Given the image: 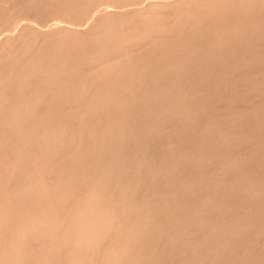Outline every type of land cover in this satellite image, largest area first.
I'll return each instance as SVG.
<instances>
[{
    "label": "rangeland",
    "instance_id": "374dc122",
    "mask_svg": "<svg viewBox=\"0 0 264 264\" xmlns=\"http://www.w3.org/2000/svg\"><path fill=\"white\" fill-rule=\"evenodd\" d=\"M159 1L0 0V35L3 36H0V121H4V116H6L5 121L6 119L11 120L8 114L12 115V119H15L14 114L23 115L20 123V120H14V124L17 121L20 125L13 124L16 126L15 129L18 128L19 130L14 129L13 120L8 124L5 121V123L2 122L4 124H0V151L3 149L1 151L3 156L0 152V179H4H1V181L4 182H2L3 185L6 184L4 186L9 188V190L17 189L18 187L16 186L18 185L11 183L17 177H15V174L10 173L7 174L6 178V166L11 167L13 165V167L21 169V180L19 179V182L17 178L16 181L19 183L22 181L23 183L27 179V174L35 173L32 170L35 166V160L38 158L40 160L45 159V162L47 158L49 159L53 154L58 153L57 156L53 155L54 157H51L52 160L54 158L52 170L48 174L43 172L46 177L40 172L42 175L41 184L48 185V182H50L51 184L49 185L53 187L60 183L62 191L67 189L74 193L71 192L73 194V196L71 195L72 197H67V195L63 196L66 193L62 192L59 195L54 190L56 196H62L60 198L52 197V199H61L59 203L62 206H59L58 210L63 209V211H58V214H61L63 223L59 222L65 224L63 227L58 226L57 228L59 229L56 228L55 230L57 231H54V234L62 235L61 238L58 235V241L60 240L59 242L61 246L63 243V246L61 247L57 241L62 248L60 249L59 247L60 250L58 249L61 252L57 250V253H60L57 255L58 258L53 259L54 261L50 259V262L47 261L48 264H55L56 260L59 264H70L71 259L69 258L75 252L77 254L78 249L82 251L81 247L67 246L64 238H68L67 235H69L68 239L65 238V240H69L70 236L76 231L75 227L78 222L81 221V218L76 215V211H80L78 207L80 204L77 205V201L79 200V203H81V200L88 196L86 194H89L93 187H97L96 189L100 190L99 200L105 198V200L102 199V203L96 200L95 203L93 202L94 205L96 203L97 205L104 204V206L108 204L106 207L100 205H98L99 208L97 205L94 207H97V210L101 208L102 211L110 206L111 210L109 208L108 210L110 213L112 212L111 215L113 217L110 215V218L114 222L110 221L112 223L109 222V224H112L115 228L107 229V231L104 229L105 233L102 230L103 232H101L105 236L101 233L103 236L101 237L99 231L102 228L97 226L100 222L96 221L93 224V226L95 225L94 227L90 226L96 231L94 233L95 239L98 238L99 240H94L96 242L93 243L92 250H85L88 252H85V255L89 254L87 258L91 259L92 257L89 262L86 261L88 262L87 264H106L110 261L109 258H106L108 256L105 257L112 250L110 247L114 248L118 245L119 248H117L123 254L121 255L119 250L114 249L118 251L120 256H118V259L120 260L116 259L115 261V258H111V261L113 262L114 260L115 262L108 264H140V262L141 264H264V0ZM112 5L116 6L112 7ZM128 5L132 7L129 8ZM102 7H105L104 10L108 8L110 13L108 10L104 11ZM121 7L125 9L123 10ZM114 8H116V11ZM52 19H60V21ZM27 20L33 21L30 22L32 26H28ZM65 20H69V23ZM50 21L52 26L49 24ZM54 21L58 22L59 25L57 24L58 26H56ZM53 22L55 23L54 25ZM50 26H54V30ZM126 27L127 29H125ZM118 30L121 31L119 32ZM122 34L123 36H120ZM130 36L131 38L134 37V39H131ZM119 42L123 43L120 45ZM29 59H32V61ZM98 59L103 60L100 62ZM33 66H38L35 71L39 72H33ZM161 68L164 69V72ZM29 69L30 72L28 73ZM46 72H48L47 75ZM35 73L39 75L37 76ZM157 73L158 76L155 75ZM24 74H27V76ZM176 74H178V77ZM36 76H41L40 80ZM28 77L38 80L36 82V80H30ZM152 79L158 81L155 82ZM16 80L18 83L23 80V83L20 81L21 86L24 84L20 91L25 94H21L25 102L21 97V104L25 105L26 108L22 105L19 106L21 109L14 107L16 102H18L15 100L18 99L15 97L16 94L13 95V92H18L17 87L15 88V85L18 84ZM64 80L65 82H63ZM35 82L38 85L40 84L39 87L43 86L40 87L41 90L35 89L37 93L34 90V88L38 87ZM56 85L60 88L56 87ZM151 85L153 86L151 87ZM159 89L160 91H158ZM51 90L54 91L52 92ZM34 92L36 96L33 95ZM41 93L44 94L42 95ZM51 93H54L53 97ZM69 94L72 95L69 96ZM33 97L40 100L38 101ZM29 98L32 101L34 99V103ZM131 98L133 100H130ZM27 102L29 103L27 104ZM132 102L134 105H132ZM32 103L35 107L31 106ZM88 104L90 107H88ZM133 107L138 109L136 110ZM27 108L28 110H23ZM12 109L15 110L13 111ZM81 109H83V112ZM157 109L158 111H156ZM166 109L169 110L167 111ZM5 110H7L6 113L4 112ZM31 112L34 113L32 114ZM87 113L90 114L87 115ZM42 114L44 116H41ZM20 116L18 115L17 119ZM159 116L161 119H159ZM36 117L40 118L37 119ZM48 119L50 120L49 122L47 121ZM22 121L25 123L22 124ZM42 121L44 123L47 121L48 123L44 124ZM35 122L38 124L35 125ZM8 125L13 127L9 128L10 126ZM28 125L33 131L29 129ZM38 127L44 128L46 132L44 129L42 130L46 134L43 135L44 132L41 129L39 130ZM133 127L136 128L134 129ZM75 128L77 129L75 130ZM139 128L140 130L138 131ZM26 130L28 132L31 131V133L36 131L31 136L30 132L28 133ZM123 132L125 135H123ZM128 133L131 136L128 137ZM151 133H155V135ZM77 134L80 136L78 137ZM100 135L102 139L99 137ZM38 136L40 138L42 136L44 139H40ZM29 137H31L30 140ZM56 137L57 140L55 139ZM20 138L24 139L20 140ZM32 138L34 139L33 141H31ZM46 138L51 142L55 139V143L60 141L58 144H60L61 150L58 144H55V148H58H56L57 151L55 149V152L53 150L54 143H51L53 147L48 145L50 142ZM34 141L37 147L33 146L35 144ZM143 141L146 145L143 144ZM37 143H42L41 146L43 147L41 148L40 144ZM129 143H132V145L130 144L129 146ZM11 144L14 146L13 148ZM30 145L31 148H28ZM44 145H47L46 147L51 146L54 152L50 155L48 152L51 149L44 148ZM117 145L120 147H117ZM37 148L39 152H37ZM87 148L88 151L86 150ZM174 149L176 150L174 151ZM30 150L33 152H30ZM45 153L48 156L50 155V157L45 155ZM26 154L28 156H25ZM30 154H32V157H30ZM57 157L58 159H56ZM92 158L93 164L91 162ZM28 160L34 161L33 163L31 162L32 165ZM58 160L60 164L57 162ZM117 162L120 163L118 164ZM13 163L16 164L14 165ZM93 165L97 168L93 167ZM78 168L79 170H77ZM96 169L99 170L97 171ZM104 169L108 172L104 171ZM122 169L124 172H122ZM65 170L67 174H64ZM110 171L111 173H109ZM96 173H99L101 177H99V174L95 176L97 175ZM182 174L184 175L182 176ZM10 175H13L15 179L13 177L10 179ZM53 175L57 177L55 178ZM67 175L69 177L66 178ZM54 178L57 181L59 180V183ZM103 179L107 180L103 181ZM70 184L73 185L71 186ZM150 184L152 185L150 186ZM123 185L126 186L124 187ZM120 186L121 188H119ZM55 188L60 190L56 186ZM79 188L83 192L79 191ZM87 188H90V191ZM50 191L53 192L51 188ZM84 191H86V194ZM83 193L85 194L84 197H82ZM129 193L130 195H127ZM144 193L146 194L144 195ZM79 194L81 196L78 199ZM112 194L116 196L114 197ZM140 205H143L142 209ZM95 208H92L93 211ZM143 208L145 209L143 210ZM93 211L91 212L92 215ZM73 212H76V214H73ZM94 214L96 216L98 211H95ZM78 215L80 216V214ZM114 217L117 218L114 219ZM99 218H101L100 215ZM134 220L135 222H133ZM86 221L89 222L88 224L93 222L89 219ZM127 222L128 224L126 225ZM74 225L75 227L73 228ZM144 227L145 229H143ZM130 237L132 238L130 239ZM153 238L156 241L159 239L158 243ZM134 240L138 243L135 242L136 244H133ZM149 240L151 245L147 246L146 244ZM114 242L118 243L117 246ZM143 243L145 246L142 245ZM108 244L110 246L107 247ZM64 245L67 247L66 249ZM1 246L2 244H0V248L3 249ZM104 248H108L107 254ZM144 249L145 252H143ZM71 250L76 251L73 252ZM80 251H78V255L82 253H79ZM111 252L113 254V250ZM133 252L136 254L134 253V255ZM139 252L142 253L140 254ZM90 253H92V256H90ZM85 255L83 256L86 258ZM130 255L133 257L137 255V259H133V262L131 261L132 259H126L127 257L131 258ZM121 256L127 261L121 260ZM138 256H142L140 257L141 259ZM86 262L84 263L86 264Z\"/></svg>",
    "mask_w": 264,
    "mask_h": 264
},
{
    "label": "bare ground",
    "instance_id": "6f19581e",
    "mask_svg": "<svg viewBox=\"0 0 264 264\" xmlns=\"http://www.w3.org/2000/svg\"><path fill=\"white\" fill-rule=\"evenodd\" d=\"M159 1V0H158ZM174 1V0H173ZM177 1V0H176ZM160 2V1H159ZM170 2V1H169ZM171 2H172V0H171ZM234 3V2H233ZM84 5V4H83ZM134 5V4H133ZM106 6H107V4H106ZM105 6V7H106ZM108 6H110V5H108ZM116 6V5H115ZM114 5H112V7H115ZM124 6V5H123ZM82 7V6H81ZM105 7H102V9L104 10L105 9ZM112 7H111V9H112ZM128 7H129V5H128ZM132 6H130L129 8H131ZM100 8V7H99ZM118 8V7H117ZM122 8V7H121ZM127 8V7H126ZM82 9H83V7H82ZM101 9V10H102ZM116 8H114V10H115ZM119 9V8H118ZM123 10L125 9V8H122ZM67 10H69V9H67ZM103 10H102V12H103ZM106 10H108V8L106 9ZM106 10H104V11H106ZM120 10V9H119ZM81 11V10H80ZM85 11V10H84ZM109 11V10H108ZM112 11V10H111ZM116 11V10H115ZM68 12V11H67ZM60 13V12H59ZM101 13V12H100ZM109 13H110V11H109ZM77 14V13H76ZM75 14V15H76ZM242 14V13H241ZM72 15V14H71ZM30 18H31V16H30ZM29 18V19H30ZM80 18V17H79ZM82 18V17H81ZM52 20H55V21H60V19L59 20H56V19H52ZM54 21V22H55ZM61 21H63V20H61ZM66 22H68L69 23V20L67 21V20H65ZM126 21V20H125ZM26 22H28V26H32V24H30V22H33V21H31V20H27ZM53 22V25L55 24L56 26H58L59 24H58V22H55L54 23ZM118 22V21H117ZM124 22V21H123ZM50 23H52L51 21L49 22V24ZM60 23H62V22H60ZM64 23V22H63ZM128 23V22H127ZM150 23V22H149ZM26 24V23H25ZM58 24V25H57ZM118 24H120V23H118ZM51 25V24H50ZM123 25V24H122ZM152 25V24H151ZM156 25V24H155ZM158 25V24H157ZM16 26V25H15ZM24 26V25H23ZM27 26V25H26ZM39 26V25H38ZM52 26V25H51ZM50 26V28L51 29H53L54 30V26L53 27H51ZM125 26V25H124ZM19 27H22V26H19ZM153 27H155L154 25H153ZM16 28V27H15ZM15 28H14V30H15ZM57 29H58V27H56ZM56 28H55V30H56ZM17 29H18V27H17ZM125 29H127V27L125 28ZM131 29V28H130ZM59 30V29H58ZM116 30H117V28H116ZM148 30V29H147ZM32 31V30H31ZM119 31V30H118ZM121 31V30H120ZM119 31V32H120ZM134 31V30H133ZM32 32H36V31H32ZM123 32V31H122ZM161 32V31H160ZM129 33V32H128ZM144 33H145V31H144ZM156 33V32H155ZM39 34V33H38ZM139 34H141L140 32H139ZM145 34H147V33H145ZM157 34V33H156ZM128 35V34H127ZM134 35V34H133ZM136 35V34H135ZM1 36V35H0ZM36 36V35H35ZM120 36H123V34L122 35H120ZM141 36V35H140ZM1 37H3V36H1ZM33 37V36H32ZM40 37V36H39ZM38 37V38H39ZM129 37V36H128ZM142 37V36H141ZM155 37V36H154ZM37 38V39H38ZM127 38V37H126ZM130 38H131V36H130ZM133 39H134V37H132ZM131 38V39H132ZM137 39H138V37H136ZM148 38V37H147ZM116 40H117V38H115ZM114 39V40H115ZM122 39V38H121ZM34 40V39H33ZM123 40V39H122ZM125 40V39H124ZM129 41V40H128ZM127 41V42H128ZM116 42V41H115ZM114 42V43H115ZM130 42V41H129ZM141 42V41H140ZM113 43V42H112ZM120 43V42H119ZM121 43H123V42H121ZM121 43H120V45H121ZM33 45H35V44H33ZM113 45V44H112ZM117 45V44H116ZM145 45V44H144ZM118 46V45H117ZM121 47V46H120ZM127 48V47H126ZM141 49V48H140ZM124 50V49H123ZM127 51V50H126ZM90 52V51H89ZM121 53V52H120ZM131 53V52H130ZM91 54V53H90ZM87 55V54H86ZM102 55V54H101ZM108 55V54H107ZM92 56H93V54H92ZM96 56V55H95ZM109 56V55H108ZM108 56H106L107 58H108ZM102 57V56H101ZM93 58V57H92ZM104 58V57H103ZM106 59V58H105ZM29 60H31L32 61V59H29ZM83 60V59H82ZM98 60H100V59H98ZM103 59H101L100 60V62L102 61ZM107 60V59H106ZM90 62V61H89ZM99 62V63H100ZM157 63H158V61H156ZM96 64V63H95ZM152 64H155V63H152ZM37 65V64H36ZM39 65V64H38ZM34 66H35V63H34ZM33 66V68H34V70H33V72H39V71H35L36 70V67L38 68V66H36V67H34ZM167 66V65H166ZM66 67V66H65ZM174 67V66H173ZM30 68V67H29ZM48 68V67H47ZM144 68V67H143ZM154 68V67H153ZM160 68V67H159ZM175 68V67H174ZM173 68V69H174ZM31 69V68H30ZM30 69H29V71H28V73L30 72ZM157 69V68H156ZM155 69V70H156ZM162 69V68H161ZM172 69V70H173ZM38 70H41V69H38ZM141 70V69H140ZM150 70V69H149ZM154 70V71H155ZM163 70V72H164V69H162ZM166 70H168V69H166ZM169 70H171V69H169ZM176 70V69H175ZM146 71H147V69H146ZM154 71H152V72H154ZM141 72V71H140ZM143 72V71H142ZM156 72V71H155ZM27 73V74H28ZM35 73V74H36ZM145 73V72H144ZM169 73V72H168ZM22 74V73H21ZM20 74V75H21ZM27 74H24V75H26L27 76ZM41 74V73H40ZM48 74V72H46V75ZM161 74H163V73H161ZM161 74H160V76H161ZM167 74V73H166ZM30 75H31V73H30ZM37 76L39 75V74H36ZM53 75V74H52ZM155 75H157L158 76V73L157 74H155ZM178 74H176V76H177ZM23 76V75H22ZM32 76V75H31ZM35 76V75H34ZM33 76V77H34ZM36 76V78H40V77H37ZM167 76V75H166ZM165 76V77H166ZM20 77V76H19ZM33 77H31V79H30V77H28L30 80H32V79H34ZM42 77H43V75H42ZM144 77V76H143ZM178 77V76H177ZM60 78V77H59ZM96 78V77H95ZM141 78V77H140ZM159 78H161V77H159ZM19 79V78H18ZM20 79H22V78H20ZM37 79V80H38ZM61 79V78H60ZM147 79V78H146ZM177 79V78H176ZM182 79V78H181ZM180 79V80H181ZM34 80H36V79H34ZM37 80H36V82H37ZM40 80V79H39ZM62 80V79H61ZM152 80H154V79H152ZM163 80V79H162ZM17 81V80H16ZM15 81V82H16ZM21 81V83H23V80H20ZM20 81H19V83H18V81H17V85H15V88L17 87V93H15V92H13L14 94L13 95H15L16 94V98H18V99H15L16 101H18V102H16V105L14 106L15 108H20L19 106H21L22 104V101H21V97H22V95L24 94H22V92L20 91V88L24 85V84H22V86H21V83H20ZM155 81V80H154ZM156 81H158V80H156ZM155 81V82H156ZM160 81V80H159ZM168 81V80H167ZM178 81V80H177ZM185 81V80H184ZM183 81V82H184ZM32 82H34V81H32ZM35 82V83H36ZM40 82V81H39ZM38 82V83H39ZM60 82V81H59ZM63 82H65V80L63 81ZM139 82V81H138ZM187 82V81H186ZM30 83H31V81H30ZM61 83V82H60ZM161 83V82H160ZM170 83V82H169ZM188 83V82H187ZM37 84V83H36ZM46 84V83H45ZM63 84V83H62ZM167 84V83H166ZM175 84V83H174ZM186 84V83H185ZM38 85V84H37ZM36 85V86H37ZM40 85V84H39ZM39 85H38V87H36V88H34V90L36 89V90H38V89H40L41 90V88L40 87H43V86H40L39 87ZM64 85V84H63ZM156 85V84H155ZM163 85V84H162ZM172 85V84H171ZM183 85V84H182ZM189 85V84H188ZM33 86V85H32ZM47 86H49V85H47ZM54 86V85H53ZM153 85H151V87H152ZM158 86V85H157ZM165 86V85H164ZM187 86V85H186ZM56 87H58L57 85H56ZM55 87V88H56ZM38 88V89H37ZM49 88V87H48ZM58 88H60V87H58ZM62 88V87H61ZM161 88V87H160ZM168 88V87H167ZM170 88V87H169ZM184 88V87H183ZM190 88V87H189ZM43 89V88H42ZM154 89V88H153ZM157 89V88H156ZM174 89V88H173ZM185 89V88H184ZM22 90V89H21ZM31 90H32V88H31ZM34 90H32V91H34ZM35 90V91H36ZM39 90V91H40ZM44 90H46L45 88H44ZM162 90V89H161ZM170 90H172V89H170ZM187 90V89H186ZM14 91V90H13ZM43 91V90H42ZM41 91V92H42ZM52 92L54 91V90H51ZM56 91V90H55ZM59 91V90H58ZM144 91V90H143ZM158 91H160V89L158 90ZM164 91H165V89H164ZM47 92H49V91H47ZM46 92V93H47ZM57 92V91H56ZM126 92V91H125ZM166 92V91H165ZM168 92V91H167ZM176 92V91H175ZM32 93V92H31ZM36 93H37V91H36ZM174 93V92H173ZM178 93V92H177ZM22 94V95H21ZM40 94V93H39ZM42 95L44 94V93H41ZM51 94H53L52 95V97L54 96V93H51ZM50 94V95H51ZM59 94H66V93H59ZM74 94V93H73ZM188 94V93H187ZM1 95V94H0ZM25 95V94H24ZM32 95V94H31ZM34 96H36V94H35V92H34V94H33ZM72 95V94H71ZM70 94H69V96H71ZM80 95V94H79ZM169 95V94H168ZM185 96H186V94H184ZM40 96V95H39ZM61 96H63V95H61ZM76 96V95H75ZM162 96H163V94H162ZM172 96V95H171ZM177 96V95H176ZM191 96V95H190ZM2 97H3V95H2ZM29 97V96H28ZM38 97V96H37ZM56 97H57V95H56ZM73 97H74V95H73ZM72 97V98H73ZM88 97V96H87ZM130 97V96H129ZM164 97V96H163ZM170 97V96H169ZM187 97V96H186ZM31 98V97H30ZM29 98V99H30ZM33 98H35V97H33ZM65 98V97H64ZM70 98V97H69ZM68 98V99H69ZM75 98V97H74ZM80 98H82V97H80ZM96 98V97H95ZM146 98V97H145ZM172 98V97H171ZM35 99H37V98H35ZM42 99V98H41ZM57 99H58V97H57ZM71 99V98H70ZM155 99H157V98H155ZM1 100V99H0ZM22 100L24 101V99H23V97H22ZM31 100V99H30ZM38 101L40 100V99H37ZM76 100V99H75ZM83 100V99H82ZM96 100V99H95ZM95 100H94V102H95ZM130 100H133L132 98L130 99ZM140 100V99H139ZM161 100V99H160ZM168 100H169V98H168ZM172 100V99H171ZM174 100H175V98H174ZM32 101V100H31ZM34 99H33V103H34ZM43 101V100H42ZM97 101V100H96ZM99 101H101V100H99ZM104 101V100H103ZM108 101V100H107ZM121 101V100H120ZM148 101V100H147ZM152 101V100H151ZM155 101V100H154ZM157 101V100H156ZM155 101V102H156ZM167 101V100H166ZM180 101V100H179ZM178 101V102H179ZM14 102V101H13ZM25 102V101H24ZM58 102V101H57ZM158 102V101H157ZM170 102V101H169ZM173 102V101H172ZM29 102H27V104H28ZM33 103L31 104V106H34L35 107V105H33ZM40 103V102H39ZM53 103V102H52ZM96 103V102H95ZM100 103V102H99ZM164 103V102H163ZM15 104V103H14ZM37 104V103H36ZM108 104H110V103H108ZM136 104V103H135ZM143 104V103H142ZM169 104V103H168ZM167 104V105H168ZM5 105V104H4ZM3 105V106H4ZM53 105H54V103H53ZM52 105V106H53ZM57 105V104H56ZM100 105V104H99ZM111 105V104H110ZM132 105H134L133 104V102H132ZM141 105V104H140ZM144 105V104H143ZM147 105V104H146ZM175 105V104H174ZM173 105V106H174ZM22 106H24V108H26L25 107V105H22ZM39 106V105H38ZM49 106H50V104H49ZM93 106V105H92ZM103 106V105H102ZM145 106V105H144ZM152 106V105H151ZM150 106V107H151ZM10 107H11V105H10ZM36 107H37V105H36ZM88 107H90L89 106V104H88ZM111 107V106H110ZM142 107V106H141ZM159 107V106H158ZM157 107V108H158ZM161 107V106H160ZM163 107V106H162ZM6 108V107H5ZM32 108V107H31ZM30 108V109H31ZM82 108V107H81ZM123 108V107H122ZM134 109L136 108V107H133ZM169 108V107H168ZM176 108V107H175ZM178 108V107H177ZM21 109V108H20ZM50 109H52V108H50ZM121 109V108H120ZM138 108H136V110H137ZM148 109V108H147ZM151 109V108H150ZM154 109V108H153ZM159 109V108H158ZM158 109L156 110V111H158ZM165 109V108H164ZM163 109V110H164ZM172 109V108H171ZM173 109H174V107H173ZM13 110V109H12ZM15 110V109H14ZM13 110V111H14ZM24 111L25 110H28V108L27 109H23ZM22 110V111H23ZM33 110V109H32ZM77 110V109H76ZM82 110V112H83V109H81ZM93 110V109H92ZM128 110V109H127ZM131 110V109H130ZM141 110V109H140ZM167 110V109H166ZM169 110V109H168ZM167 110V111H168ZM30 111V110H29ZM28 111V112H29ZM37 111V110H36ZM36 111H35V113H36ZM67 111V110H66ZM70 111V110H69ZM89 111V110H88ZM132 111V110H131ZM130 111V112H131ZM145 111H146V109H145ZM153 111V110H152ZM175 111V110H174ZM5 113L7 112V110H5L4 111ZM8 112H9V110H8ZM10 112H12V111H10ZM27 112V111H26ZM39 112V111H38ZM78 112V111H77ZM85 112V111H84ZM87 112V111H86ZM90 112V111H89ZM127 112H129V111H127ZM160 112V111H159ZM158 112V113H159ZM161 112H162V110H161ZM2 113V112H1ZM25 113V112H24ZM32 113V112H31ZM34 113V112H33ZM32 113V114H33ZM53 113V112H52ZM63 113V112H62ZM146 113H148V112H146ZM172 113V112H171ZM4 114V113H3ZM26 114V113H25ZM56 114V113H55ZM58 114V113H57ZM78 114V113H77ZM88 114H90V113H87V115ZM131 114V113H130ZM134 114V113H133ZM138 114H140V113H138ZM162 114V113H161ZM2 115V114H1ZM16 114H14V117H15V119L17 120V121H19L20 119H21V116H22V118H23V115H21L20 116V114H18L19 116H20V118L19 119H17L18 117V115H16ZM27 115V114H26ZM67 115V114H66ZM136 115H137V113H136ZM158 115V114H157ZM160 115V114H159ZM168 115V114H167ZM4 116V115H3ZM8 116H10L11 117V120H13V123H12V125L14 124V120L15 119H12V115H9L8 114ZM31 116V115H30ZM36 116V115H35ZM40 116V115H39ZM41 116H44L43 114L41 115ZM76 116V115H75ZM132 116V115H131ZM134 116V115H133ZM138 116V115H137ZM149 116V115H148ZM5 117L6 116H4L3 118H1V119H3L4 121H5ZM10 117H8V118H10ZM47 117V116H46ZM65 117V116H64ZM169 117V116H168ZM172 117H173V115H172ZM30 118V117H29ZM31 118H33L32 116H31ZM37 118V117H36ZM40 118V117H39ZM39 118H37V119H39ZM48 118V117H47ZM46 118V119H47ZM63 118V117H62ZM81 118V117H80ZM135 118V117H134ZM148 118V117H147ZM158 118V117H157ZM26 119H28V118H26ZM43 119V118H42ZM83 119V118H82ZM138 119V118H137ZM156 119V118H155ZM159 119H161V117L159 116ZM10 120V119H9ZM8 119H6V124H8V123H10L11 122V120L9 121ZM22 120V119H21ZM21 120L19 121V123L21 122ZM24 120V119H23ZM34 120V119H33ZM32 120V122L34 123V121ZM139 120H140V118H139ZM144 120V119H143ZM147 120V119H146ZM152 120V119H151ZM4 121H0V124L2 123V122H4ZM17 121H15L16 123L14 124V125H16V124H18L17 123ZM36 121V120H35ZM48 122L50 121L49 119L47 120ZM47 121H45V123H48ZM53 121V120H52ZM56 121H57V119H56ZM93 121V120H92ZM130 121V120H129ZM133 121V120H132ZM136 121V120H135ZM148 122H149V120H147ZM164 121V120H163ZM4 122V123H5ZM25 122H26V120H25ZM25 122H23L22 121V124L23 123H25ZM30 123H31V121H29ZM38 122V121H37ZM41 122V121H40ZM43 122V121H42ZM84 122V121H83ZM144 122V121H143ZM146 122V121H145ZM152 122V121H151ZM159 122H162V121H159ZM4 123H2V124H4ZM32 123V124H33ZM36 123V122H35ZM39 123V122H38ZM38 123H36L35 125H37ZM44 123V122H43ZM44 123V124H45ZM85 123V122H84ZM94 123V122H93ZM131 123V122H130ZM129 123V124H130ZM140 123V122H139ZM141 123H142V121H141ZM155 123V122H154ZM164 123V122H163ZM40 124V123H39ZM137 124V123H136ZM143 124V123H142ZM145 124V123H144ZM149 124V123H148ZM157 124V123H156ZM162 124V123H161ZM13 125V126H14ZM19 125V124H18ZM42 125V124H41ZM88 125V124H87ZM95 125V124H94ZM133 125V124H132ZM153 125V124H152ZM8 126H10L9 128H11V127H13V126H11V125H8ZM20 126V125H19ZM30 125H28V127H29ZM32 126V125H31ZM76 126V125H75ZM79 126V125H78ZM146 126V125H145ZM148 126V125H147ZM151 126V125H150ZM156 126V125H155ZM15 127L16 126H14V129H15ZM18 127V126H17ZM82 127V126H81ZM137 127V126H136ZM135 127V128H136ZM157 127V126H156ZM39 128V127H38ZM46 128V127H45ZM124 128V127H123ZM134 128V127H133ZM134 128V129H135ZM153 128H154V126H153ZM13 129V130H14ZM18 128H16L15 130H17ZM29 129L31 130V128L29 127ZM34 129H35V127H34ZM41 129V131H43L42 129H44V128H39V130ZM77 128H75V130H76ZM125 129V128H124ZM19 130V129H18ZM21 130V129H20ZM28 130V129H27ZM26 130V131H27ZM38 130V129H37ZM45 130V129H44ZM84 130V129H83ZM87 130V129H86ZM119 130H120V128H119ZM140 130V128L138 129V131ZM149 130V129H148ZM151 130V129H150ZM31 131H33V130H31ZM31 131H29L30 132V134H31V136H32V134L36 131H34L33 133H31ZM127 131V130H126ZM154 131V130H153ZM157 131H158V129H157ZM1 132H3L2 130H1ZM24 132V131H23ZM28 132V131H27ZM28 132V133H29ZM44 132V131H43ZM43 132H41V133H43ZM45 132H46V130H45ZM43 133V135H45L46 133ZM79 132V131H78ZM77 132V133H78ZM82 132H84V133H87V132H85V131H82ZM98 132V131H97ZM96 132V133H97ZM128 132V131H127ZM134 132V131H133ZM144 132V131H143ZM149 132V131H148ZM154 132H156V131H154ZM38 133V132H37ZM41 133H39L40 135H41ZM53 133H55V132H53ZM56 133H58V132H56ZM80 133H81V131H80ZM80 133H78V134H80ZM95 133V134H96ZM99 133V132H98ZM119 133V132H118ZM147 133V132H146ZM158 133V132H157ZM1 134V133H0ZM19 134H20V131H19ZM22 134H24V133H22ZM36 134V133H35ZM38 134V135H39ZM52 134V133H51ZM50 134V135H51ZM60 134V133H59ZM77 134V135H78ZM100 134V133H99ZM129 135H128V137L129 136H131L130 135V133H128ZM132 134V133H131ZM140 134H142V133H140ZM144 134V133H143ZM151 134H154L155 135V133H151ZM28 135V134H27ZM42 135V136H43ZM49 135V137H51ZM53 135V134H52ZM84 135V134H83ZM90 135V134H89ZM104 135V134H103ZM123 135H125L124 134V132H123ZM133 135H134V133H133ZM137 135H139V134H137ZM150 135V134H149ZM148 135V136H149ZM158 135V134H157ZM157 135H156V137H157ZM20 137H21V135H19ZM18 136V137H19ZM24 136V135H23ZM30 136V135H29ZM41 136V138L40 139H44L43 137ZM47 136V138H48V135H46ZM56 136V135H55ZM54 136V137H55ZM80 135H78V137H79ZM88 136V135H87ZM147 136V137H148ZM153 136V135H152ZM151 136V137H152ZM159 136V135H158ZM15 137V136H14ZM25 137H26V134H25ZM57 137H59V135H57ZM57 137L55 138L56 140H57ZM84 137H85V135H84ZM100 138L102 137L101 135L99 136ZM127 137V138H128ZM133 137V136H132ZM151 137H149V138H151ZM27 138H28V136H27ZM30 138L31 137H29V140H30ZM34 138V137H33ZM31 139V141H33L34 139ZM36 138V137H35ZM46 138V139H47ZM104 138V137H103ZM117 138V137H116ZM123 138H126V137H123ZM134 138V137H133ZM145 138V137H144ZM24 138H20V140H23ZM45 139V140H46ZM48 139H50V138H48ZM47 139V140H48ZM51 139H53V138H51ZM53 140L52 142L54 143V151H55V149L57 148H55V146L58 144V142H60V141H58V142H56L55 143V141L56 140ZM102 139V138H101ZM105 139V138H104ZM130 139V138H129ZM156 139V138H155ZM14 140V139H13ZM19 140V139H18ZM19 140V141H20ZM29 140H25V141H29ZM47 140L45 141L47 144H48V142H50L48 145H51L52 147H53V143L50 141V140H48V142H47ZM58 140H59V138H58ZM119 140V139H118ZM130 140H132V139H130ZM153 140V139H152ZM204 140V139H203ZM15 141V140H14ZM39 141V140H38ZM42 141V140H41ZM40 141V142H41ZM125 141V140H124ZM30 142V141H29ZM43 142V141H42ZM106 142V141H105ZM130 142V141H129ZM137 142V141H136ZM144 142V141H143ZM192 142V141H191ZM1 143V142H0ZM25 143V142H24ZM31 143H33V142H31ZM34 143H35V141H34ZM45 143V144H46ZM52 143V144H51ZM134 143V142H133ZM30 144V143H29ZM37 144H40V143H37ZM42 144V143H41ZM41 144H40V146H41ZM56 144V145H55ZM110 144V143H109ZM119 144V143H118ZM121 144V143H120ZM130 144L132 145V143H129V146H130ZM143 144H145V142L143 143ZM177 144V143H176ZM8 145V144H7ZM6 145V146H7ZM12 145V144H11ZM22 145V144H21ZM26 145V144H25ZM28 145V144H27ZM32 145V144H31ZM31 145L28 147V148H31ZM36 146L37 147V145H36V143L35 144H33V146ZM60 144H58V146H59ZM116 145V144H115ZM125 145V144H124ZM124 145H122V146H124ZM135 145V144H134ZM146 145V144H145ZM198 145V144H197ZM39 146V147H40ZM47 146V145H46ZM45 145H44V148H48L50 151L48 152L47 150H46V152H48V153H50V155H51V153H53L54 151L52 150V147L50 148L49 146L48 147H46ZM90 146V145H89ZM92 146V145H91ZM114 146V145H113ZM127 146V145H126ZM138 146V145H137ZM144 146V145H143ZM142 146V147H143ZM171 146H173V145H171ZM174 146H176V145H174ZM14 146L12 145V148H13ZM17 147H18V144H17ZM20 147V146H19ZM38 147V148H39ZM43 146H41V148H42ZM85 147V146H84ZM87 147H88V145H87ZM117 147H120V146H118L117 145ZM116 147V148H117ZM201 147V146H200ZM4 148H5V146H4ZM20 148H22V147H20ZM26 148V147H25ZM24 148V149H25ZM33 148V147H32ZM37 148V149H38ZM90 148V147H89ZM92 148V147H91ZM127 148V147H126ZM175 148V147H174ZM179 148V147H178ZM7 149H9V148H7ZM40 149V148H39ZM39 149H38V151L37 152H39ZM58 149V148H57ZM57 149H56V151H57ZM59 149L61 150V147L59 146ZM121 149V148H120ZM3 149H1V151H2ZM21 150V149H20ZM23 150V149H22ZM28 150V149H27ZM34 150H36V149H34ZM43 150V149H42ZM45 150V149H44ZM87 151H88V148L86 149ZM176 149H174V151H175ZM208 150V149H207ZM0 151V152H1ZM55 151V152H56ZM64 151V150H63ZM93 151V150H92ZM121 151V150H120ZM201 151V150H200ZM4 152V151H3ZM13 152V151H12ZM30 152H33V151H31L30 150ZM34 152H36V151H34ZM42 152V151H41ZM83 152H84V150H83ZM180 152V151H179ZM178 152V153H179ZM2 153V152H1ZM23 153L25 154V152L23 151ZM43 153V152H42ZM61 153V152H60ZM60 153H59V155H60ZM63 153V152H62ZM87 153V152H86ZM93 153V152H92ZM7 154V153H6ZM66 154V153H65ZM91 154V153H90ZM96 154V153H95ZM119 154V153H118ZM176 154V153H175ZM9 155V154H8ZM20 155H22V157H24L23 156V154H21L20 153ZM32 154H30V157H32L31 156ZM45 155H47L46 153H45ZM50 155L48 156V157H50ZM53 155H55V156H57L58 155V153H55V154H53ZM52 155V156H53ZM67 155V154H66ZM104 155V154H103ZM107 155V154H106ZM122 155V154H121ZM194 155V154H193ZM2 156H3V153H2ZM25 156H28V154H26ZM33 156H35V155H33ZM37 156V155H36ZM51 156V157H52ZM174 156V155H173ZM205 156H207V155H205ZM13 157V156H12ZM16 157V156H15ZM39 157V156H38ZM51 157L48 159L47 157V159H46V161L45 162H47V163H45L44 162V160L43 159H37V160H35L36 162H35V168L33 167V171L35 172V173H30V174H27V176H26V181H24L23 183H22V181H21V183H19L20 181H19V179L21 178V169H18V168H16L15 166V168L13 167V165L11 166V167H5L6 168V170H7V172L5 173V175H6V178H7V174H10V173H12L13 175L15 174L16 176L15 177H17L18 178V181L19 182H17L16 180H17V178H16V180H14V182H11V183H14L15 185H18V186H16V187H18L17 189H13V190H9V188H7V187H5L6 186V184H4L3 185V181H1V179H0V184H2V185H0V244H2V246L1 247H3V249L2 248H0L1 249V251H0V264H45V262H46V264H48V262L47 261H49L50 259L51 260H53V259H57L58 257H57V255L58 254H60V253H57V250L59 249V247L61 246V243L58 241V235H56V234H54V231H57V230H55L58 226H62L63 227V225L65 224H61V222H62V217H61V214H58V208H59V206H60V201L59 200H61V199H59L58 200V198H60V197H62V196H60V197H58L62 192H64V193H66L65 195H63V196H66L67 195V197L69 196H73V192L72 191H70V190H67L66 188V190H67V192H72L71 194L70 193H68L67 194V192H66V190H64V191H62V187H60L61 185H60V183L55 179L57 176H54L53 175V177H55L54 179L59 183L58 185L56 184L55 186L56 187H58V189H60V190H56V188H55V186H53L52 187V185H49V184H51L50 182H48L47 184L48 185H46V184H41L42 183V181H40L41 180V177H42V175H41V173H47L48 174V172H50L52 169V165L54 164V162H53V160H54V158H53V160L51 159ZM54 157V156H53ZM76 157V156H75ZM101 157V156H100ZM122 158H123V156H121ZM42 158H44V157H42ZM62 158V157H61ZM70 158H72V157H70ZM160 158V157H159ZM185 158V157H184ZM187 158V157H186ZM202 158V157H201ZM4 159H5V157H4ZM12 159V158H11ZM16 159V158H15ZM24 159V158H23ZM31 160H32V158H30ZM51 159V160H50ZM56 159H58V157L56 158ZM95 159H98V158H95ZM119 159V158H118ZM117 159V160H118ZM1 160V159H0ZM14 160V159H13ZM20 160V159H19ZM18 160V161H19ZM25 160V159H24ZM62 160V159H61ZM67 160H68V158H67ZM73 160V159H72ZM77 160H78V158H77ZM84 160V159H83ZM89 160H90V158H89ZM149 160V159H148ZM162 160H163V158H162ZM166 160V159H165ZM182 160V159H181ZM185 160V159H184ZM8 161H10V160H8ZM15 161V160H14ZM29 161V160H28ZM143 161V160H142ZM153 161H154V159H153ZM159 161V160H158ZM168 161V160H167ZM194 161V160H193ZM12 162V161H11ZM30 162V164L32 165V163L34 162H32V161H29ZM32 162V163H31ZM58 163H59V160L57 161ZM56 162V163H57ZM84 162V161H83ZM83 162H82V164H83ZM92 164L94 163L93 162V158H92ZM121 162V161H120ZM119 162V163H120ZM136 162H138V161H136ZM147 162V161H146ZM150 162V161H149ZM55 163V164H56ZM118 163V162H117ZM118 163V164H119ZM170 163V162H169ZM172 163V162H171ZM12 164V163H11ZM14 165L16 164V163H13ZM19 164V163H18ZM60 164V163H59ZM88 164V163H87ZM91 164V165H92ZM142 164V163H141ZM149 164V163H148ZM148 164H147V166H148ZM151 164V163H150ZM155 164V163H154ZM158 164V163H157ZM164 164V163H163ZM162 164V165H163ZM185 164V163H184ZM231 164V163H230ZM3 165H4V163H3ZM58 165V164H57ZM64 165V164H63ZM72 165V164H71ZM76 165V164H75ZM78 165H79V163H78ZM77 165V167H79ZM113 165V164H112ZM140 165V164H139ZM159 165V164H158ZM203 165V164H202ZM8 166H10V165H8ZM19 166V165H18ZM30 166V165H29ZM142 166V165H141ZM151 166V165H150ZM157 166V165H156ZM155 166V167H156ZM200 166V165H199ZM198 166V167H199ZM231 166V165H230ZM3 167V166H2ZM66 167V166H65ZM76 167V168H77ZM83 167V166H82ZM93 167H95L94 165H93ZM100 167H101V165H100ZM118 167H119V165H118ZM145 167V166H144ZM152 167H153V165H152ZM152 167H151V169H152ZM190 167V166H189ZM192 167H193V165H192ZM37 168V169H36ZM55 168V167H54ZM74 168V167H73ZM72 168V169H73ZM95 168H97V167H95ZM112 168V167H111ZM116 168H117V165H116ZM115 168V169H116ZM201 168V167H200ZM213 168V167H212ZM211 168V169H212ZM4 169V168H3ZM16 169H17V171H16ZM35 169V170H34ZM91 169V168H90ZM102 169V168H101ZM171 169V168H170ZM31 170V172H33ZM77 170H79V168L77 169ZM76 170V171H77ZM91 170H95V169H91ZM97 170V169H96ZM99 170V169H98ZM97 170V171H98ZM120 170V169H119ZM123 170V169H122ZM146 170H147V167H146ZM161 170V169H160ZM174 170V169H173ZM199 170V169H198ZM216 170V169H215ZM36 171H38V172H36ZM66 171V170H65ZM104 171H106L105 169H104ZM112 171V170H111ZM111 171L109 172V173H111ZM114 171V170H113ZM121 171V170H120ZM137 171V170H136ZM148 171V170H147ZM18 172V173H17ZM41 172V173H40ZM54 172V171H53ZM82 172H83V170H82ZM94 172V171H93ZM106 172H108V171H106ZM106 172H104V173H106ZM116 172V171H115ZM122 172H124V170L122 171ZM158 172V171H157ZM201 172V171H200ZM199 172V173H200ZM210 172V171H209ZM43 173V174H44ZM52 173V172H51ZM69 173V172H68ZM100 173V172H99ZM99 173H96L97 175H95V176H98V174ZM102 173V172H101ZM136 173V172H135ZM183 173V172H182ZM53 174V173H52ZM52 174H51V176H52ZM64 174H67V171L64 173ZM76 174V173H75ZM119 174V173H118ZM138 174V173H137ZM140 174V173H139ZM150 174H151V172H150ZM165 174V173H164ZM163 174V175H164ZM181 174V173H180ZM2 175V174H1ZM13 175H10V179H11V177H13V179H15L14 178V176ZM63 175V174H62ZM61 175V176H62ZM87 175V174H86ZM86 175H83V176H86ZM109 175V174H108ZM120 175V174H119ZM118 175V176H119ZM184 174H182V176H183ZM44 176L46 177V175L44 174ZM49 176H50V174H49ZM49 176H47L48 177V179H50L49 178ZM60 176V175H59ZM105 176V175H104ZM103 176V177H104ZM107 176V175H106ZM110 176V175H109ZM108 176V177H109ZM136 176V175H135ZM138 176V175H137ZM140 176V175H139ZM147 176V175H146ZM204 176H207V175H204ZM2 177H3V175H2ZM24 178H25V176H23ZM67 177H69L68 175L66 176V178ZM71 177H72V175H71ZM71 177H70V179H71ZM76 177V176H75ZM80 177V176H79ZM99 177H101L100 176V174H99ZM108 177H106V178H108ZM113 177V176H112ZM116 177V176H115ZM141 177V176H140ZM150 177V176H149ZM156 177V176H155ZM159 177H160V175H159ZM158 177V178H159ZM171 177H173V176H171ZM200 177V176H199ZM61 178V177H60ZM74 178V177H73ZM78 178V177H77ZM105 178V177H104ZM111 178V177H110ZM151 178V177H150ZM157 178V179H158ZM58 179V178H57ZM69 179V178H68ZM83 179V178H82ZM114 179V178H113ZM166 179V178H165ZM175 179V178H174ZM179 180H180V178H178ZM183 179V178H182ZM201 179H203V178H201ZM2 180H4V179H2ZM21 180V179H20ZM23 180H25V179H23ZM43 180V179H42ZM72 180V179H71ZM94 180V179H93ZM102 180V179H101ZM104 180H107V179H103V181ZM108 180H109V178H108ZM115 180V179H114ZM119 180V179H118ZM143 180V179H142ZM11 181H13V180H11ZM15 181H16V183H18V184H16L15 183ZM39 181V182H38ZM44 181V180H43ZM74 181H75V179H74ZM82 181V180H81ZM110 181V180H109ZM135 181V180H134ZM151 181H152V179H151ZM160 181V180H159ZM3 182V183H2ZM63 182V181H62ZM66 182V181H65ZM64 182V183H65ZM76 182V181H75ZM74 182V183H75ZM102 182V181H101ZM111 182H112V180H111ZM116 182V181H115ZM118 182V181H117ZM140 182V181H139ZM153 182V181H152ZM156 182V181H155ZM158 182V181H157ZM165 182V181H164ZM53 183V182H52ZM64 183H63V185H64ZM68 183H70V182H68ZM67 183V184H68ZM87 183V182H86ZM104 183V182H103ZM122 183H123V181H122ZM162 183V182H161ZM171 183H172V181H171ZM96 184V183H95ZM106 184V183H105ZM109 184V183H108ZM107 184V185H108ZM143 184V183H142ZM141 184V185H142ZM155 184V183H154ZM165 184V183H164ZM195 184V183H194ZM62 185V186H63ZM71 186L73 185V184H70ZM84 185V184H83ZM82 185V186H83ZM118 185V184H117ZM120 185H122V184H120ZM144 185V184H143ZM152 184H150V186H151ZM159 185V184H158ZM163 185V184H162ZM172 185V184H171ZM170 185V186H171ZM65 186V185H64ZM67 186V185H66ZM69 186V185H68ZM70 186V187H71ZM97 186V185H96ZM95 186V187H96ZM100 186V185H99ZM124 186V185H123ZM126 186V185H125ZM124 186V187H125ZM130 186H131V184H130ZM130 186H129V189H130ZM154 186V185H153ZM16 187H14V188H16ZM60 187V188H59ZM80 187V186H79ZM101 187V186H100ZM142 187V186H141ZM159 187V186H158ZM179 187V186H178ZM186 187V186H185ZM50 188H51V190L53 191V192H51L50 191ZM53 188V189H52ZM85 188V187H84ZM94 188V187H93ZM91 189V191L87 188V190H89L90 191V193L88 194H86L85 192L86 191H84V193L86 194V195H88V196H85V198L84 199H80L82 202L81 203H79L80 201L78 200L77 202H78V204L77 205H79L80 204V206H78L79 207V212H78V210L76 211L77 212V214H76V212L74 213L73 212V214H76L79 218H81L80 220L81 221H79L78 222V224H77V226L75 227V225L73 226V228L75 227L76 228V231L73 233V235L72 236H70V239L69 240H65V238H64V241H65V243L67 244V246H76V247H78V248H80L81 247V250L82 251H80L79 249H78V251H80L79 253H81V254H79L78 255V251H77V254H76V248H74V249H76L75 251H73V250H71V251H73V252H75V254H73L69 259H71V262H70V264H83L84 262H86V261H88L89 262V260H91L92 259V257H91V259L88 257L87 258V256H89V254L86 256L85 255V252H87V251H85V250H88V249H91L92 250V245H93V243L94 242H96V241H94V240H96L97 239V241L99 240L98 238H96L95 239V234L94 233H96V231L94 230V229H92L91 227H94L93 226V224H94V222H96V221H98V222H100V224H98L97 226H100L102 229H100V236L101 237H103L102 236V232L104 231V229L107 231V229H112V228H115V227H113V225L112 224H109V222L110 221H113V219L112 218H110L111 216L113 217V215H111V213L109 212V210H111L109 207V210H108V208H106L105 210L108 212H106L105 210H102L101 211V208L99 209V210H97L96 208L98 207V205H100V206H104V204H98L97 205V203H96V205H97V207L95 208L94 206H96V205H94V203L96 202V200H99V197H98V195L100 196V190H97L96 188H94V189ZM106 188V187H105ZM105 188H104V190H105ZM119 188H121V186L119 187ZM128 188V187H127ZM134 188V187H133ZM165 188V187H164ZM98 189H101V188H98ZM112 189V188H111ZM136 189V188H135ZM147 189V188H146ZM56 191V193L57 194H59V195H55V191ZM86 190V189H85ZM122 190V189H121ZM125 190V189H124ZM123 190V191H124ZM131 190V189H130ZM160 190V189H159ZM73 191H75L74 189H73ZM79 191H81L80 190V188H79ZM127 191H128V189H127ZM139 191V190H138ZM137 191V192H138ZM171 191H173V190H171ZM81 192H83V191H81ZM103 192V191H102ZM105 193H106V191H104ZM120 192V191H119ZM136 192V193H137ZM169 192V191H168ZM174 192V191H173ZM172 192V193H173ZM82 194V197H84V195L85 194ZM108 193H110V192H108ZM112 193H113V191H112ZM118 193V192H117ZM121 193H123V192H121ZM120 193V194H121ZM133 193H134V191H133ZM155 193V192H154ZM153 193V194H154ZM161 193V192H160ZM164 193V192H163ZM179 193V192H178ZM51 194V195H50ZM55 196H54V195ZM126 194V193H125ZM146 193H144V195H145ZM189 194V193H188ZM102 195V194H101ZM113 196H114V194H112ZM127 195H130V193L129 194H127ZM151 195V194H150ZM71 196V197H72ZM80 194H79V197H78V199L80 198ZM102 196H105V195H102ZM116 196V195H115ZM114 196V197H115ZM119 196V195H118ZM124 196H126V195H124ZM124 196H122L123 198H124ZM52 197H58V198H54V199H52ZM66 197V198H67ZM127 197V196H126ZM136 197V196H135ZM150 197V196H149ZM76 198V197H75ZM98 198V199H97ZM100 198H102V197H100ZM111 199H112V197H110ZM121 198V197H120ZM129 198V197H128ZM127 198V199H128ZM138 198V197H137ZM154 198V197H153ZM68 199V198H67ZM103 199V198H102ZM102 199L101 200H99V201H101L100 203H102ZM114 199V198H113ZM117 199V198H116ZM126 199V198H125ZM149 199H151V198H149ZM163 199V198H162ZM176 199V198H175ZM204 199V198H203ZM77 200V199H76ZM103 200H105V198L103 199ZM109 200V199H108ZM115 200V199H114ZM145 200V199H144ZM144 200H142L143 202H144ZM147 200V199H146ZM180 200H181V198H180ZM64 201V200H63ZM111 201V200H110ZM123 201H124V199H123ZM130 201H131V199H130ZM138 201V200H137ZM157 201H159V200H157ZM164 201V200H163ZM94 202V203H93ZM106 202H107V199H106ZM118 202V201H117ZM121 202V201H120ZM132 202V201H131ZM146 202V201H145ZM171 202V201H170ZM64 203V202H63ZM104 203H105V201H104ZM108 203H110V202H108ZM113 203V202H112ZM119 203V202H118ZM122 203H125V202H122ZM135 203V202H134ZM138 203V202H137ZM147 203V202H146ZM151 203H153V202H151ZM158 203H160V202H158ZM157 203V205H159ZM162 203V202H161ZM169 203V202H168ZM187 203V202H186ZM219 203V202H218ZM111 204V203H110ZM126 204V203H125ZM124 204V205H125ZM130 204V203H129ZM183 204V203H182ZM108 205V204H107ZM106 205V206H107ZM117 205V204H116ZM121 205V204H120ZM135 205V204H134ZM137 205V204H136ZM143 205H145L144 203H143ZM142 205V206H143ZM166 205H168V204H166ZM170 205V204H169ZM175 205V204H174ZM187 205V204H186ZM62 206V205H61ZM60 206V207H61ZM63 206H65V205H63ZM66 206H68V205H66ZM70 206V205H69ZM74 206V205H73ZM93 206V207H92ZM106 206H104V207H106ZM129 206H131V205H129ZM133 206V205H132ZM141 205H140V208L142 207ZM146 206H147V204H146ZM155 206V205H154ZM173 206V205H172ZM95 208V210L93 211V209ZM112 207H114V206H112ZM119 207V206H118ZM134 207V206H133ZM145 207V206H144ZM169 207V206H168ZM176 207V206H175ZM180 207V206H179ZM88 208H91V209H88ZM99 208V207H98ZM146 208V207H145ZM145 208H143V210L145 209ZM75 209V208H74ZM104 209V208H103ZM116 209V208H115ZM124 209V208H123ZM142 209V208H141ZM154 209V208H153ZM62 211H63V209H61ZM61 210L59 211V212H61ZM117 210V209H116ZM137 210H138V208H137ZM149 210V209H148ZM162 210V209H161ZM94 212L95 213V211H98V214L95 216V214L93 213V215H92V213L91 212ZM129 211V210H128ZM136 211V210H135ZM194 211V210H193ZM198 211H199V208H198ZM65 212V211H64ZM68 212V211H67ZM70 212V211H69ZM116 212V211H115ZM130 212V211H129ZM166 212V211H165ZM71 213V212H70ZM132 213V212H131ZM173 213V212H172ZM179 213H180V211H179ZM78 214H80V216L78 215ZM107 214H109V215H107ZM114 214V213H113ZM117 214V213H116ZM119 214H120V212H119ZM128 214V213H127ZM135 214H136V212H135ZM199 214V213H198ZM70 215V214H69ZM99 215H100V217L101 218H99ZM111 215V216H110ZM115 215V214H114ZM144 215V214H143ZM155 215H156V213H155ZM159 215V214H158ZM62 216H64V215H62ZM98 216V217H97ZM117 216V215H116ZM121 216V215H120ZM142 216V215H141ZM148 216V215H147ZM152 216V215H151ZM163 216H165V215H163ZM67 217V216H66ZM78 217H76V218H78ZM97 217V218H96ZM110 218V220H109V218ZM154 217V216H153ZM162 217V216H161ZM11 218V219H10ZM72 218V217H71ZM115 218H117V217H114V219ZM147 218V217H146ZM159 218V217H158ZM175 218V217H174ZM10 219V220H9ZM87 219H89L92 223H90V224H88L89 222H87L86 220ZM121 219H123V218H121ZM73 220H75V219H73ZM59 221H61V222H59ZM72 221V220H71ZM70 221V222H71ZM78 221V220H77ZM83 221V222H82ZM119 221V220H118ZM139 221V220H138ZM156 221V220H155ZM154 221V222H155ZM65 222V221H64ZM114 222V221H113ZM117 222V221H116ZM126 222V221H125ZM130 222V221H129ZM133 222H135V220L133 221ZM142 222V221H141ZM144 222V221H143ZM181 222V221H180ZM184 222V221H183ZM192 222V221H191ZM63 223V222H62ZM110 223H112V222H110ZM122 223V222H121ZM124 223V222H123ZM140 223V222H139ZM116 224V223H115ZM119 224H120V222H119ZM128 224V222L126 223V225ZM135 224H137V223H135ZM141 224V223H140ZM158 224V223H157ZM160 224H161V222H160ZM112 225V226H111ZM118 225V224H117ZM125 225V226H126ZM138 225V224H137ZM164 225V224H163ZM91 226V227H90ZM130 226H132V225H130ZM140 226V225H139ZM61 227V228H62ZM133 227H135V226H133ZM137 227V226H136ZM165 227V226H164ZM169 227V226H168ZM172 227V226H171ZM64 228H65V226H64ZM91 228V229H90ZM142 228V227H141ZM160 228V227H159ZM161 228H162V226H161ZM166 228V227H165ZM173 228V227H172ZM171 228V229H172ZM57 229H59V228H57ZM90 229V230H89ZM124 229V228H123ZM134 229V228H133ZM140 229V228H139ZM143 229H145V227L143 228ZM142 229V230H143ZM147 229V228H146ZM152 229V228H151ZM170 229V230H171ZM63 230V229H62ZM61 230V231H62ZM66 230V229H65ZM75 230V229H74ZM103 230V231H102ZM150 230V229H149ZM155 230V229H154ZM157 230V229H156ZM59 231V230H58ZM73 231V230H72ZM102 231V232H101ZM131 231V230H130ZM146 231V230H145ZM173 231V230H172ZM190 231V230H189ZM69 232V231H68ZM97 232H98V227H97ZM109 232V231H108ZM112 232V231H111ZM137 232H138V230H137ZM144 232V231H143ZM153 232H155V231H153ZM65 233H66V231H65ZM102 233V234H101ZM104 233H105V231H104ZM135 233V232H134ZM134 233H132V234H134ZM169 233H171V232H169ZM192 233V232H191ZM125 234V233H124ZM131 234V235H132ZM141 234V233H140ZM154 234V233H153ZM159 234V233H158ZM161 234V233H160ZM98 235V236H99ZM104 235V234H103ZM130 235V234H129ZM135 235V234H134ZM151 235V234H150ZM168 235V234H167ZM64 236V235H63ZM68 236V238H69V235H67ZM105 236V235H104ZM123 236V235H122ZM121 236V237H122ZM146 236V235H145ZM144 236V237H145ZM161 236H162V234H161ZM164 236H166V235H164ZM59 237L61 238L62 237V235L60 234L59 235ZM97 237V236H96ZM100 237V238H101ZM134 237V236H133ZM142 237V236H141ZM157 237V236H156ZM168 237V236H167ZM174 237V236H173ZM189 237V236H188ZM193 237V236H192ZM191 237V238H192ZM68 238H66V239H68ZM132 237H130V239H131ZM163 238H165V237H163ZM176 238V237H175ZM221 238V237H220ZM104 239V238H103ZM109 239V238H108ZM122 239V238H121ZM151 239V238H150ZM168 239V238H167ZM171 239V238H170ZM204 239V238H203ZM62 240V239H61ZM136 240V239H135ZM133 241V244L136 242V241ZM153 240H154V238H153ZM178 240V239H177ZM183 240V239H182ZM1 241H3V243H1ZM57 241H58V243L60 244V246L58 245V243H57ZM63 241V240H62ZM63 241V242H64ZM114 241H115V239H114ZM118 241V240H117ZM116 241V242H117ZM119 241H120V239H119ZM154 241H156V239L154 240ZM158 241H159V239L156 241L157 243H158ZM171 241V240H170ZM176 241V240H175ZM116 242H114V243H116ZM121 242V241H120ZM130 242H131V240H130ZM144 242V241H143ZM153 242V241H152ZM219 242V241H218ZM100 243V242H99ZM99 243H98V245H99ZM136 243H138V242H136ZM135 243V244H136ZM150 243V240L147 242V246L148 245H151V244H149ZM168 244H169V242H167ZM178 243V242H177ZM3 244H4V246H3ZM96 244V243H95ZM102 244V243H101ZM107 244V243H106ZM109 244H110V242H109ZM107 245V247L108 246H110V245ZM113 244V243H112ZM111 244V245H112ZM117 244L118 243H116V246H117ZM120 244V243H119ZM132 244V245H133ZM140 244V243H139ZM153 244V243H152ZM155 244V243H154ZM173 244V243H172ZM176 244V243H175ZM180 244V243H179ZM188 244V243H187ZM124 245V244H123ZM131 245V246H132ZM142 245H144V243L142 244ZM62 246H63V243H62ZM61 246V247H62ZM65 246V245H64ZM95 246V245H94ZM125 246H127V245H125ZM129 246V245H128ZM134 246V245H133ZM145 246V245H144ZM143 246V247H144ZM180 246V245H179ZM60 247V249H62ZM72 247H71V249H72ZM103 247H104V244H103ZM118 248H119V245L117 246ZM117 247H114V248H116L117 250H119ZM130 247V246H129ZM135 247V246H134ZM139 247V246H138ZM184 247V246H183ZM193 247V246H192ZM43 248V249H42ZM65 249L67 248L66 246L64 247ZM95 248V247H94ZM101 248H102V246H101ZM110 248H112V250H113V254H112V250L111 251H109L110 253H108V255H105V257L106 256H108V257H106V258H109V260L111 261V258L113 259V258H115V261H116V259L117 260H120V259H118L120 256H119V253H121L120 252V250H119V253H118V251H116L113 247H110ZM146 248V247H145ZM59 249V250H60ZM69 249V248H68ZM106 251H105V253L107 254V249L106 248H104ZM162 249V248H161ZM164 249V248H163ZM180 249V248H179ZM194 249V248H193ZM36 250V251H35ZM58 250V251H59ZM84 250V251H83ZM101 250V249H100ZM103 250V249H102ZM110 250V249H109ZM132 250H133V248H132ZM142 250V249H141ZM219 250V249H218ZM39 251H40V253H39ZM66 252H67V250H65ZM64 251V252H65ZM139 251V250H138ZM184 251V250H183ZM36 252H38V253H36ZM59 252H61V251H59ZM128 252V251H127ZM143 252H145V249H144V251ZM166 252V251H165ZM168 252V251H167ZM220 252V251H219ZM63 253V252H62ZM84 253V254H83ZM88 253V252H87ZM86 253V254H87ZM94 253V252H93ZM118 255H117V254ZM135 252H133V254H134ZM140 254L142 253V252H139ZM176 253V252H175ZM70 254V253H69ZM91 255L90 256H92V253H90ZM123 253H121V255H122ZM136 254V253H135ZM134 254V255H135ZM162 254V253H161ZM216 254V253H215ZM65 255H66V253H65ZM83 255H85L86 256V258L83 256ZM98 255H100V254H98ZM139 255V254H138ZM157 255V254H156ZM178 255H179V253H178ZM61 256V255H60ZM102 256V255H101ZM119 256V257H118ZM131 256V258L129 259L128 257L126 258V259H128V260H131L132 262H133V259H137V255L136 256H132V255H130ZM150 256V255H149ZM165 256V255H164ZM173 256V255H172ZM217 256V255H216ZM62 257V256H61ZM100 257V256H99ZM125 257V256H124ZM140 257H142V256H140ZM139 256H138V258H140ZM166 257V256H165ZM68 258V257H67ZM101 258V257H100ZM102 258H103V256H102ZM106 258H103V259H105L106 260ZM121 260H123L124 258L121 256ZM174 258V257H173ZM181 258V257H180ZM60 259V258H59ZM126 259H124V260H126ZM141 259V258H140ZM139 259V260H140ZM149 259V258H148ZM153 259V258H152ZM143 260V259H142ZM165 260V259H164ZM54 261V260H53ZM59 261V260H58ZM68 261V260H67ZM66 261V262H67ZM107 261V260H106ZM105 262L106 264H108V263H113V262H115L114 260H113V262L111 261V262ZM127 261V260H126ZM130 261V262H131ZM145 261V260H144ZM149 261V260H148ZM154 261V260H153ZM167 261V260H166ZM50 262V261H49ZM69 262V261H68ZM88 262H86V264L88 263ZM92 262V261H91ZM118 262V261H117ZM155 262V261H154ZM158 262V261H157ZM163 262V261H162ZM190 262V261H189ZM52 263V262H51ZM55 263V262H54ZM56 263H57V260H56ZM55 263V264H56ZM147 263V262H146ZM156 263V262H155ZM163 263H165V262H163ZM178 263V262H177ZM198 263V262H197ZM57 264H59V263H57ZM64 264V263H63ZM85 264V263H84ZM90 264V263H89ZM116 264V263H115ZM120 264H122V263H120ZM131 264V263H130ZM140 264H141V262H140ZM167 264V263H166ZM191 264V263H190Z\"/></svg>",
    "mask_w": 264,
    "mask_h": 264
}]
</instances>
